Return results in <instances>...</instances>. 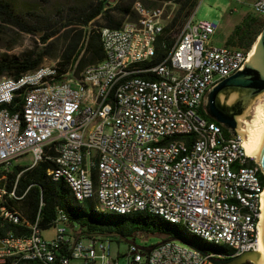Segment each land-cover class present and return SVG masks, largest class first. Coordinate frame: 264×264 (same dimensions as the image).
<instances>
[{
  "label": "built area",
  "instance_id": "built-area-1",
  "mask_svg": "<svg viewBox=\"0 0 264 264\" xmlns=\"http://www.w3.org/2000/svg\"><path fill=\"white\" fill-rule=\"evenodd\" d=\"M251 7L264 19V0H253ZM132 10L134 21L100 29L104 58L80 71L84 80H77L76 63L63 72L45 64L35 69L37 79L0 78V264H121L119 258L122 264H215L228 259L202 256L173 240L145 248L130 242L126 254L113 259L109 238L76 236L62 214L54 221L55 236L44 240L38 219L29 222L15 206L29 190L16 194L19 178L37 161L51 162L50 180L71 181L81 201L167 212L219 239L245 230L241 247L253 233L261 235L260 166L245 154L239 135L226 136L199 113L209 90L244 69L252 48L214 46L218 24L194 21L191 14L168 50L170 61L157 71L126 74V66L152 57L151 37L167 24L160 10L140 1ZM151 14H160V21H151ZM109 82H117V92H110ZM131 86L149 87V94L159 88L155 103L161 123L144 119L139 94L121 98ZM173 113L182 114V121H173ZM162 115H171L172 124H163ZM186 122H193V129H186ZM198 131H210V149H203ZM214 144H221V152H214ZM15 166L24 169L12 178ZM253 220H260V229H253ZM6 224L27 233L16 235ZM259 243L248 252H256Z\"/></svg>",
  "mask_w": 264,
  "mask_h": 264
},
{
  "label": "trees",
  "instance_id": "trees-1",
  "mask_svg": "<svg viewBox=\"0 0 264 264\" xmlns=\"http://www.w3.org/2000/svg\"><path fill=\"white\" fill-rule=\"evenodd\" d=\"M136 1L96 0L93 3L70 7L66 15L61 17L63 21H60V26L56 28V23L49 16L30 15L32 22L28 23L9 1L0 0V24L18 28L27 34H41L42 44H47L61 29L66 28L62 36L61 49L56 56L58 58L56 66L59 72H63L69 65L76 63V72L79 78L83 68L97 64L104 58L100 29L102 27L116 29L125 20L134 21L136 16L132 7ZM139 1L148 8L154 7L156 5L154 2L171 3L177 6L155 43L154 59L143 64V66H150L161 61L167 55L184 22L188 21L189 16L193 13L198 0ZM263 27V18L247 15L234 26L225 45L248 51ZM47 57H50L48 45L18 55L0 54V78H17L33 71L40 67ZM144 77L151 78L152 76L145 75ZM199 113L208 122H215L208 116L205 108L202 107ZM220 127L226 136H230L227 129L222 125ZM52 166L51 162L44 161L32 169L26 170L21 174L16 189V194L22 196L29 187L25 196L15 206L29 222L38 219L42 231L53 227L58 215L62 214L66 219L65 224L76 236H100L124 241L130 239L132 243H135V237L138 236H157L161 241L176 239L205 253L222 254L219 247L191 235L182 226L167 222L158 216L143 213L120 215L96 210L94 200L82 203L75 201L62 181L53 182L47 176V170ZM23 169L24 167L15 166L12 178ZM93 172L95 173V170ZM259 179L264 184V175L261 172ZM93 180L95 182V175ZM6 229H11L16 235L27 233L26 228L10 224H6ZM2 234L3 232L0 231V235ZM18 264H25V262Z\"/></svg>",
  "mask_w": 264,
  "mask_h": 264
},
{
  "label": "rangeland",
  "instance_id": "rangeland-1",
  "mask_svg": "<svg viewBox=\"0 0 264 264\" xmlns=\"http://www.w3.org/2000/svg\"><path fill=\"white\" fill-rule=\"evenodd\" d=\"M17 12L24 17V20L31 23L30 15H42L49 16L55 24V27H59L63 21L61 17L66 15V12L70 7L79 4H89L96 0H7ZM139 1V0H137ZM253 0H198L196 7L193 11L194 21H208L216 22L218 24L217 30L212 36V44L216 47L225 45L227 37L231 34L235 25L239 24L241 20L247 15H253L252 13ZM156 5L151 9L160 10L167 23L172 17L177 6L171 3L154 2ZM262 19L261 16H255ZM151 20L160 21V14H151ZM61 21V22H60ZM1 23V22H0ZM1 25V24H0ZM66 29V28H65ZM65 29H61L56 36L51 38L47 44H42L40 37L41 34H27L18 28L12 26H0V54H13L18 55L28 50L44 48L48 45L50 51V57L45 58L43 64H56L62 44V36ZM257 40V39H256ZM256 42V41H255ZM253 46V45H252ZM252 48V47H251ZM83 72L80 73V75ZM242 93L231 92L229 94L221 95L219 98L220 104L226 106L230 110L240 103ZM242 103V102H241ZM256 104H261L264 108V93L253 98L250 102L243 105L241 114L237 118L240 123V119L251 121L254 117L253 108ZM243 126V125H242ZM100 207V206H99ZM96 205V210L101 211ZM56 230L51 227L42 231V238L46 241H50L55 236ZM110 254L113 259L118 256H123L127 252L128 243L130 239L117 240V238L109 239ZM135 244L138 247H153L160 243L161 240L157 236H138L135 237ZM181 243V242H180ZM212 244V243H210ZM213 245V244H212ZM222 251V254H227L231 249L227 246H217ZM121 264L124 262V258L118 260ZM25 264H38V263H25ZM70 264H78L77 261H71Z\"/></svg>",
  "mask_w": 264,
  "mask_h": 264
},
{
  "label": "bare ground",
  "instance_id": "bare-ground-1",
  "mask_svg": "<svg viewBox=\"0 0 264 264\" xmlns=\"http://www.w3.org/2000/svg\"><path fill=\"white\" fill-rule=\"evenodd\" d=\"M151 21H158V20H151ZM162 30L163 27H159L158 32L155 34V36L151 37L150 55L152 57L150 59H143L142 63L140 64H134V66H126V74L150 73V71H157L158 69H160V65H164L165 61H170V53H167V55L161 61L150 66H143V64L151 62L154 59L156 53L155 43L158 37L161 35ZM256 47H257V40L256 42H254L252 49L250 51V56L248 59V63L250 64L256 63L254 59L256 55V49H257ZM44 66L45 64H42L37 69H41ZM20 78L21 80L37 79V72L35 70L27 72L21 75ZM77 80H84V72L81 74V77L79 78L77 77ZM109 90L110 92H117V82H109ZM135 93L139 94V97H142V104L144 106V119H148L152 123H161V115L157 114L156 103H155V102H159V88H152V94H149V87H138V86L127 87L121 91V98H133ZM253 113H254L253 116L254 118L251 121L240 119L239 120L240 123L238 122L237 129L239 127L255 129L264 126V108L261 106V104H256L254 106ZM173 121H182V114L173 113ZM162 122L163 124H172L171 115H162ZM186 129H193V122H186ZM198 139H201V141H203V149H210L211 147L210 131H198ZM241 144H243L242 138H241ZM214 152H221V144H214ZM247 156L251 157L256 162H259L257 156L253 154L251 156L250 155ZM40 162H44V161H37V165ZM47 176L50 178V174H47ZM52 181L58 182L55 180ZM62 182L67 186L75 201L79 203L84 202L78 198L77 189L71 181L62 180ZM96 205H98V207L99 206L101 207V211L116 213L120 215H132L136 213H143V214L158 216L159 218H162L167 222L182 226L191 235H194L208 243H212L216 247L227 246L231 249V251L227 254L205 253L206 256L208 257H213V258L237 257L244 253H247L248 250H251L253 248V245H258V240H260L258 250L250 258L257 264H264V246L261 243L260 233H253V236H250V241H246L244 243V247H241L243 239L246 238L245 230L230 231L228 234H226L225 239H219L212 237V235H210L207 232L200 231V229L195 228V226H192L191 223H184L179 220H174V218L171 217L167 212H154L153 209L135 208V207L116 208V205H99L97 203ZM263 208H264V194H263ZM262 219H263V211H262ZM262 219H261V226H262ZM253 229H260V220H253ZM173 241L178 242L175 240Z\"/></svg>",
  "mask_w": 264,
  "mask_h": 264
},
{
  "label": "water",
  "instance_id": "water-1",
  "mask_svg": "<svg viewBox=\"0 0 264 264\" xmlns=\"http://www.w3.org/2000/svg\"><path fill=\"white\" fill-rule=\"evenodd\" d=\"M255 55V64L246 63L242 71L222 79L216 86L208 91L205 99V111L210 118L216 123L222 125L227 129L233 137L238 135L243 139L242 147L247 155H255L258 157V165L264 175V126L249 129L246 127H239L237 129V118L241 114L243 105L250 102L253 98L264 93V27L257 37V47ZM231 92L242 93L241 101L235 105L232 110L220 104L219 98L221 95H227ZM242 102V103H241ZM238 106V112L235 107ZM261 243L264 246V208L263 219L261 226ZM186 246L196 250L202 256L205 252L196 249L180 240ZM255 252H247L240 256L228 258L224 260H213L215 264H246L250 257ZM253 261V260H252Z\"/></svg>",
  "mask_w": 264,
  "mask_h": 264
},
{
  "label": "flooded vegetation",
  "instance_id": "flooded-vegetation-1",
  "mask_svg": "<svg viewBox=\"0 0 264 264\" xmlns=\"http://www.w3.org/2000/svg\"><path fill=\"white\" fill-rule=\"evenodd\" d=\"M234 112L235 113L238 112V106L235 107V111Z\"/></svg>",
  "mask_w": 264,
  "mask_h": 264
}]
</instances>
